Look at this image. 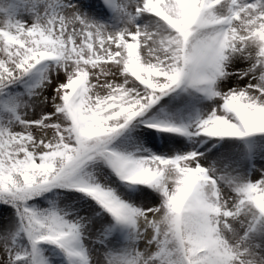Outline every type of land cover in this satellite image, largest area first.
Segmentation results:
<instances>
[{
    "label": "snow or ice",
    "instance_id": "6c2138e0",
    "mask_svg": "<svg viewBox=\"0 0 264 264\" xmlns=\"http://www.w3.org/2000/svg\"><path fill=\"white\" fill-rule=\"evenodd\" d=\"M0 264H264V0H0Z\"/></svg>",
    "mask_w": 264,
    "mask_h": 264
}]
</instances>
